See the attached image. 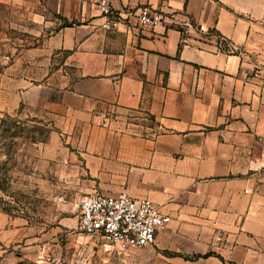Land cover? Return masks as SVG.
Listing matches in <instances>:
<instances>
[{"label": "crops", "instance_id": "obj_1", "mask_svg": "<svg viewBox=\"0 0 264 264\" xmlns=\"http://www.w3.org/2000/svg\"><path fill=\"white\" fill-rule=\"evenodd\" d=\"M45 1L51 57L74 68L45 103L76 148L70 185L152 200L172 219L161 264H264V0H110L163 16L118 30L95 0Z\"/></svg>", "mask_w": 264, "mask_h": 264}, {"label": "rangeland", "instance_id": "obj_2", "mask_svg": "<svg viewBox=\"0 0 264 264\" xmlns=\"http://www.w3.org/2000/svg\"><path fill=\"white\" fill-rule=\"evenodd\" d=\"M50 36L45 0H0V264H161L150 246L105 254L78 229L76 148L45 105L74 68L51 57Z\"/></svg>", "mask_w": 264, "mask_h": 264}, {"label": "built area", "instance_id": "obj_3", "mask_svg": "<svg viewBox=\"0 0 264 264\" xmlns=\"http://www.w3.org/2000/svg\"><path fill=\"white\" fill-rule=\"evenodd\" d=\"M94 6L104 19L101 28L105 30L129 27L131 20L148 26L159 25L163 20L161 13L147 6L115 11L110 0H95ZM198 29L205 30L202 25ZM189 30V27L182 30V44L187 43ZM77 210L79 231L90 237L105 254H122L131 249L155 245L160 231L172 220L152 200L132 198L126 191L117 196L85 194ZM222 239V235L215 237L216 241Z\"/></svg>", "mask_w": 264, "mask_h": 264}, {"label": "trees", "instance_id": "obj_4", "mask_svg": "<svg viewBox=\"0 0 264 264\" xmlns=\"http://www.w3.org/2000/svg\"><path fill=\"white\" fill-rule=\"evenodd\" d=\"M206 256H208V255H206ZM206 256H205V257H206Z\"/></svg>", "mask_w": 264, "mask_h": 264}]
</instances>
